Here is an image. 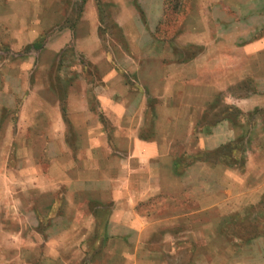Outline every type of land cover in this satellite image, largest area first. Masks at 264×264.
<instances>
[{
	"label": "crops",
	"instance_id": "crops-1",
	"mask_svg": "<svg viewBox=\"0 0 264 264\" xmlns=\"http://www.w3.org/2000/svg\"><path fill=\"white\" fill-rule=\"evenodd\" d=\"M163 8L0 0V264L61 257L97 224L137 248L180 210L264 202V0H194L172 40L156 33ZM157 193L208 196L140 214ZM211 236L190 264H264V235Z\"/></svg>",
	"mask_w": 264,
	"mask_h": 264
},
{
	"label": "rangeland",
	"instance_id": "rangeland-1",
	"mask_svg": "<svg viewBox=\"0 0 264 264\" xmlns=\"http://www.w3.org/2000/svg\"><path fill=\"white\" fill-rule=\"evenodd\" d=\"M194 0H183L182 8L177 7L172 12L170 10L169 24H162L160 33L164 38L172 40L176 37L181 22L190 10ZM178 9V10H177ZM159 35V36H160ZM162 37V36H160ZM55 73V72H53ZM57 80H55V83ZM59 88L63 89L60 84ZM237 182V181H235ZM207 194L197 197L195 194L187 193L184 199L177 195L166 196L157 193L139 203L137 211L144 216H171L177 207L207 198ZM264 199V198H263ZM264 201V200H263ZM168 204V208L162 209ZM101 217L106 210L99 209ZM180 218L170 217L171 223H156L151 226L146 240H143V246L137 248L129 240H110L103 235L101 225L91 226L93 232L85 240H74L67 243L66 249H63V256L51 259L45 255H37L47 252L44 248L35 250V255L26 250L25 260L27 264H190V258L193 249L198 244L204 243L207 234H212V241L217 245L228 243L233 246H240L246 241L264 235V202L247 206L241 210L235 209L232 213H223L221 209L207 210V217L200 210L185 209L180 210ZM192 212V213H191ZM194 215V216H193ZM195 221L192 223V221ZM204 220H209L206 225ZM188 221V222H187ZM175 226V231L172 228ZM61 227V226H60ZM195 229L201 234L196 241H187L184 234L189 229ZM169 229V230H168ZM169 232L165 233V231ZM182 233V235H180ZM71 245V246H70ZM151 251L154 254L150 253ZM147 254H150L149 256ZM157 256V257H156ZM252 256V255H251ZM253 257V256H252ZM259 261V262H258ZM236 264H240L239 259H235ZM262 263L256 256L249 259V264Z\"/></svg>",
	"mask_w": 264,
	"mask_h": 264
},
{
	"label": "trees",
	"instance_id": "trees-1",
	"mask_svg": "<svg viewBox=\"0 0 264 264\" xmlns=\"http://www.w3.org/2000/svg\"><path fill=\"white\" fill-rule=\"evenodd\" d=\"M183 0H164V8H163V15L161 17V20L159 21L157 27H156V33L157 35H160V33H165V31H161V25L162 24H169L170 22V10L172 12L176 11L175 9L179 7L178 9L182 8ZM177 9V10H178ZM174 10V11H173ZM164 38V35H160Z\"/></svg>",
	"mask_w": 264,
	"mask_h": 264
}]
</instances>
